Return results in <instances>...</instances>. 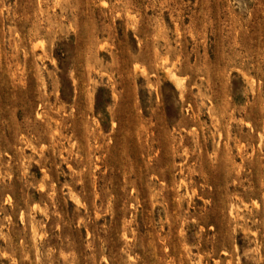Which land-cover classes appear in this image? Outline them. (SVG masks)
Here are the masks:
<instances>
[{"label": "rangeland", "instance_id": "obj_1", "mask_svg": "<svg viewBox=\"0 0 264 264\" xmlns=\"http://www.w3.org/2000/svg\"><path fill=\"white\" fill-rule=\"evenodd\" d=\"M0 264H264V0H0Z\"/></svg>", "mask_w": 264, "mask_h": 264}]
</instances>
